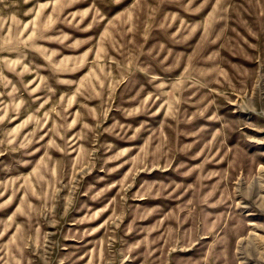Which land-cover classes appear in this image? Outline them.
Instances as JSON below:
<instances>
[{"label":"rangeland","instance_id":"1","mask_svg":"<svg viewBox=\"0 0 264 264\" xmlns=\"http://www.w3.org/2000/svg\"><path fill=\"white\" fill-rule=\"evenodd\" d=\"M0 264H264V0H0Z\"/></svg>","mask_w":264,"mask_h":264}]
</instances>
